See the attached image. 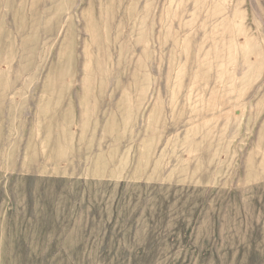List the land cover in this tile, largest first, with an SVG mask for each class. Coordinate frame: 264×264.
Returning a JSON list of instances; mask_svg holds the SVG:
<instances>
[{"label": "rangeland", "instance_id": "374dc122", "mask_svg": "<svg viewBox=\"0 0 264 264\" xmlns=\"http://www.w3.org/2000/svg\"><path fill=\"white\" fill-rule=\"evenodd\" d=\"M0 264H264V0H0Z\"/></svg>", "mask_w": 264, "mask_h": 264}]
</instances>
